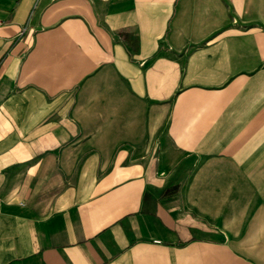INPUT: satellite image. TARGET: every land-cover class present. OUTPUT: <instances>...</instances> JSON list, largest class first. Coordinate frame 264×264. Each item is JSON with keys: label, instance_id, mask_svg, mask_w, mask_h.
Instances as JSON below:
<instances>
[{"label": "crops", "instance_id": "0c3cea01", "mask_svg": "<svg viewBox=\"0 0 264 264\" xmlns=\"http://www.w3.org/2000/svg\"><path fill=\"white\" fill-rule=\"evenodd\" d=\"M0 264H264V0H0Z\"/></svg>", "mask_w": 264, "mask_h": 264}]
</instances>
